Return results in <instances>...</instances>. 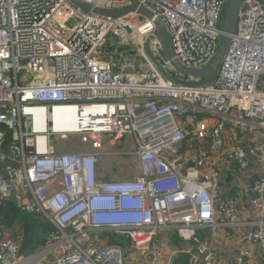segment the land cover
<instances>
[{"label":"built area","instance_id":"2783aa9c","mask_svg":"<svg viewBox=\"0 0 264 264\" xmlns=\"http://www.w3.org/2000/svg\"><path fill=\"white\" fill-rule=\"evenodd\" d=\"M79 1L109 9L128 4ZM138 1L165 24L180 65L210 64L228 0ZM151 50L171 77L194 81L172 66L158 41ZM64 112L73 114L69 125L52 118ZM193 115L215 119L208 131L196 125L195 144L186 120ZM78 135L94 142L92 151L61 152L51 142ZM126 136L132 150H101L103 137L111 143ZM130 156L138 166L132 180L99 176L103 158ZM226 165L255 170L246 184L248 205L263 214L260 0H243L216 79L201 87L165 80L128 22L87 15L68 0H0V205L11 201L50 228L45 244L24 255L20 232L0 223V264H131L129 244L138 253L134 264H173L179 257L185 264L186 255V264H232L217 261L201 239L219 227L242 231L235 264H264V219L240 222V196L219 200ZM172 234L191 250L165 242L167 252L160 238Z\"/></svg>","mask_w":264,"mask_h":264},{"label":"water","instance_id":"95a60500","mask_svg":"<svg viewBox=\"0 0 264 264\" xmlns=\"http://www.w3.org/2000/svg\"><path fill=\"white\" fill-rule=\"evenodd\" d=\"M68 1L72 6L76 7L87 15H93L94 17L112 20H123L134 25L137 32L139 33L142 49L147 59L153 66L157 68L159 74L165 80L181 87H201L210 85L214 82L221 62L227 52L232 37L236 32L238 10L241 3L243 2V0H228L223 20L219 28L221 35L218 49L214 58L209 65L202 69L189 70L180 65L175 58L171 35L169 34L163 21L152 11L142 6L138 0H128V4L119 9L96 7L87 3H83L79 0ZM260 2L264 8V0H260ZM131 16L134 17V24L131 22ZM147 25H149L154 31V35H151ZM152 41H158L161 44L164 55L171 61L172 66L183 76L184 79H193L194 81L175 79L171 77L153 56L151 50ZM225 177L229 178V174L226 173Z\"/></svg>","mask_w":264,"mask_h":264},{"label":"crops","instance_id":"0c3cea01","mask_svg":"<svg viewBox=\"0 0 264 264\" xmlns=\"http://www.w3.org/2000/svg\"><path fill=\"white\" fill-rule=\"evenodd\" d=\"M113 152V151H110ZM105 158H103L100 162V166L98 167L99 176L101 178L105 177L101 173V169L105 167V163H102ZM122 162V160L118 161ZM114 164V163H113ZM107 173V170H106ZM229 174V178L225 177V174ZM249 177L247 179H241V175L237 173V168L233 166L231 170H225L222 177V187L224 196H240V202L237 207V211L239 214L240 222H256L260 218L264 219V213L260 214L259 212H255L248 205V198L250 197L249 191L246 188V184H251V182L256 178L255 170L252 169L246 172ZM111 180V179H110ZM242 186V187H241ZM226 201L227 199H222ZM23 215V214H22ZM27 216V215H25ZM11 228H14V232H22L25 231V227L18 221V219L13 220ZM241 230L235 232L234 230L224 229L219 227L216 229V235L212 237L209 235L208 231H204L201 233V239L205 242L210 250V252L214 255L217 261L223 263H232L235 264V257L239 247L243 246V242L241 241ZM165 245V250L169 252V248L166 247L165 242L169 246H178V243H182L178 238H174L172 235H162L160 238ZM183 250H191V245L189 243H182L180 246ZM251 251L258 257L259 250L256 246H250ZM183 263H187V255L182 258Z\"/></svg>","mask_w":264,"mask_h":264},{"label":"rangeland","instance_id":"374dc122","mask_svg":"<svg viewBox=\"0 0 264 264\" xmlns=\"http://www.w3.org/2000/svg\"><path fill=\"white\" fill-rule=\"evenodd\" d=\"M224 16V15H223ZM189 126L187 128V133L189 134V138L191 142L196 143L195 139L193 138V133L195 130L196 125L199 123H204L207 126H202L204 131H208L209 127L212 124H214L215 119L209 116L205 115H193L186 118ZM102 143V149L103 151H120L125 150L129 151L134 148V142L129 137H124L123 139L117 141V142H109L106 140L105 137L101 139ZM52 145L55 149H59L61 152H89L92 151L94 142L91 141L87 136L85 135H78V136H69L68 140L65 142H61L58 137L52 136L51 138ZM197 145V144H196ZM201 147L204 146L206 148L205 142L199 144ZM205 151L203 150V153ZM118 159H105L102 163H105V167L101 169V173L103 175H106V178L103 177L105 180H112V181H127L132 180L137 172H138V166L136 159L132 156L123 158L121 164L117 161ZM114 163V164H113ZM233 166L230 167V165H226L225 169H220V175L223 177L225 170H231ZM107 170V173H106ZM237 173L241 175L242 179H247L248 174L247 173H241L237 170ZM219 181H221L219 179ZM228 196H221L219 192V200L227 199ZM25 235V233H24ZM125 257L127 261H129L131 264H134L135 261L138 258V253L135 249L130 248V244L125 247Z\"/></svg>","mask_w":264,"mask_h":264},{"label":"trees","instance_id":"16d2710c","mask_svg":"<svg viewBox=\"0 0 264 264\" xmlns=\"http://www.w3.org/2000/svg\"><path fill=\"white\" fill-rule=\"evenodd\" d=\"M16 219L25 227V231L22 230L20 233L23 237L22 254L31 253L45 244L50 231L48 225L41 223L36 217L22 215L11 201L0 205V223L2 226L11 228V222ZM172 236L177 238L175 234ZM173 264H182L181 258L176 259Z\"/></svg>","mask_w":264,"mask_h":264},{"label":"bare ground","instance_id":"6f19581e","mask_svg":"<svg viewBox=\"0 0 264 264\" xmlns=\"http://www.w3.org/2000/svg\"><path fill=\"white\" fill-rule=\"evenodd\" d=\"M131 22L134 24L135 20H134V17L131 16ZM132 25V24H131ZM134 26V25H132ZM72 112H64V113H60V114H56L55 116H53V120L56 121L57 123H64L66 125H69L71 123V120H72Z\"/></svg>","mask_w":264,"mask_h":264}]
</instances>
